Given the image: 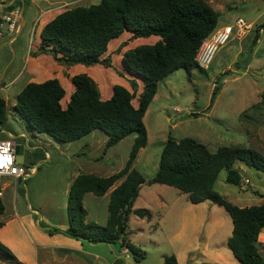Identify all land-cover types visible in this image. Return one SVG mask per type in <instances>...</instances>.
Listing matches in <instances>:
<instances>
[{
    "label": "trees",
    "instance_id": "obj_1",
    "mask_svg": "<svg viewBox=\"0 0 264 264\" xmlns=\"http://www.w3.org/2000/svg\"><path fill=\"white\" fill-rule=\"evenodd\" d=\"M7 8H12V4ZM218 17L219 14L205 0H98L95 4L68 8L43 25L37 49L30 51V55L48 54L64 65L81 63L91 66L101 63L109 66V58H102V55L107 51L109 42L125 31L130 32L132 38L159 37L153 44L136 45L122 54L124 67L142 80L136 105L132 102L137 88L135 79L130 80L131 92L116 84L110 98L103 100L96 83L84 73L72 76L74 91L65 107L61 105L65 90L56 78L29 82L18 93L12 109L27 131L48 135L59 144L74 142L94 130H102L108 135L104 146L106 150L134 135L122 169L106 177L80 173L74 178L67 197V227L60 229L41 223L46 232L63 233L92 243H116L121 240L122 247L137 255V260L144 258V251L133 245L127 234L131 214L147 220L152 217L147 208H132L142 184L147 181L148 184L175 187L187 194L190 203L209 201L223 207L232 221L226 245L239 264H264V254L257 248L258 236L264 230V202L239 207L214 190V183L223 169L226 170L227 183L241 185L240 170L235 167L237 161L264 173V156L260 152L237 145L221 146L211 152L190 137L178 141L167 137L157 170L151 178L146 180L133 167L139 150L147 144L143 117L159 81L181 68L187 74L194 68L203 69L198 66L195 55L216 27ZM262 29L264 22L256 27L252 43L256 42ZM230 74L231 71H224L217 76L209 107L214 103L223 80ZM188 115L197 117L198 113ZM6 121V103L0 97V130L15 133ZM23 137L17 136V139L22 141ZM40 150L34 148L28 155L37 157ZM23 166L26 170L31 168L29 164ZM119 180L120 183L110 192L106 224L101 226L85 221L84 195L92 193L101 196ZM18 192L23 194L20 189ZM259 196L264 197V193ZM3 211L0 197V216ZM0 259L20 264L1 241ZM163 259V264H177L174 254L164 255Z\"/></svg>",
    "mask_w": 264,
    "mask_h": 264
},
{
    "label": "rangeland",
    "instance_id": "obj_2",
    "mask_svg": "<svg viewBox=\"0 0 264 264\" xmlns=\"http://www.w3.org/2000/svg\"><path fill=\"white\" fill-rule=\"evenodd\" d=\"M11 1L1 0L7 4L4 7L0 6V8L4 11L21 10V0ZM205 1L219 14L217 25L207 39L219 32L223 26L234 24L238 17L245 20L249 29L238 33L234 28L227 42L216 51L208 67L194 68L190 74L181 68L159 81L156 93L143 117L147 131V144L139 150L133 164V167L146 180L151 178L157 170L160 152L167 137L176 141L183 137H190L206 146L211 152L216 151L221 146L252 147L264 156V102H262L264 92V29L258 32L256 42L252 43L256 27L264 22V0ZM11 4L12 8L8 9L7 6ZM77 5L89 4L86 1L70 0L61 3L55 12L60 13ZM26 11L27 7L24 16ZM20 21L21 16L19 25ZM29 29V20L25 18L19 34L13 37L17 31L11 33L4 31L0 35V73L7 65L15 67L21 63L22 56L29 44H32L31 51L34 47L37 48L38 45L33 40L34 36L31 37L32 43L29 42ZM143 38L147 37L132 38L130 32H123L114 41L109 42L110 46L108 44L107 52H110V55L104 57L102 55V58H109L110 65L96 64L109 70L110 75L119 77V80L127 85L130 92L133 90L130 80L135 79L137 88L132 100L135 105L136 98L141 91L142 80L130 73L129 75L126 71L125 78L121 69V65L123 67L124 65L120 62V57L117 54H121L120 52H125L138 44H148L139 42ZM10 39L11 42H9ZM103 67L101 74L106 71ZM224 71H231V74L223 80V85L214 103L209 107L215 80ZM92 79L96 83L100 98L103 99L102 94L106 85L98 84L94 78ZM107 86L111 87V84H107ZM191 112L198 113V116H189L188 114ZM100 132L104 131L101 130ZM40 138L43 146L40 148L39 156L28 155L32 151L28 150L23 162V164H29L31 169H34V173L30 175L28 172L22 182L16 183L15 187L23 192V194L20 193L21 196H24L26 202L35 209L34 217L36 219L49 224L50 227L61 228L67 225L68 193L66 189L68 177L66 172L77 163H79V167H83L85 173L100 176L104 174L103 176L106 177L117 172L123 168L128 158L134 135L122 139L106 150L104 149L105 145L98 144L93 147L89 141L83 145L82 151H80L78 147L80 143L77 141L67 145L68 153L77 151L76 156H80V152H83V162L66 159L61 154L63 149L49 136L40 135ZM14 141L22 142L17 138H14ZM70 155L74 157V154L71 153ZM44 156L45 160L42 159ZM235 167L240 170L241 185L227 183L225 181L226 170L223 169L219 172L214 183V190L239 207L264 202V197L259 196V194L264 193V173L249 168L239 161L235 163ZM244 179H248V181L244 182ZM116 184L117 182L114 185ZM140 192L139 203L142 205L138 207L149 209L152 217L150 220L141 218V221H138L137 216H130L127 239L144 251V258L137 260V257L135 258L137 255H133L131 251L122 247L121 240L116 243H92L61 235L81 244L72 246L79 253L72 252L77 256L81 255L88 264H163L164 255L179 251L183 240H192L193 225L191 222L185 223L184 237L178 241L172 237L174 230L178 229L180 223L179 211L191 204L187 194L170 185L148 184L147 181L142 184ZM107 203L108 197L103 198L92 193H86L83 197V206L87 211L85 221L104 226L108 215ZM198 206L200 213L207 217L208 222L210 218L219 219L220 222H223V224L215 226L209 233L207 230L204 232L201 226L198 227L195 232H197V238L199 237V245L206 241V246L212 253H219L223 256L225 263L229 262L230 257L224 251V249L229 248L226 245H221V242L226 241L231 234L232 221L230 215L223 207L209 201ZM192 210L194 209L185 211L184 214ZM262 238L261 233L258 236L257 248L261 254H264V246L262 245L264 240L259 241ZM188 257L189 263L211 264L210 262H212L208 255L202 257L198 252H193ZM233 260L237 261L236 259ZM58 261L59 257H57L55 264H61V261ZM0 264L4 263L0 261Z\"/></svg>",
    "mask_w": 264,
    "mask_h": 264
},
{
    "label": "crops",
    "instance_id": "obj_3",
    "mask_svg": "<svg viewBox=\"0 0 264 264\" xmlns=\"http://www.w3.org/2000/svg\"><path fill=\"white\" fill-rule=\"evenodd\" d=\"M13 1L14 0H12L11 2ZM69 1L70 0H28L25 4V0H21L22 2V7L20 10L22 12V17L20 21L21 27L19 28V30H17V32L13 35V37L20 33L25 18H27L30 24V29L28 31L29 42L32 43L31 37L34 36L33 40L38 45L40 41V36H39L40 30L43 27V25L59 13V12L56 13L55 11L56 8L61 3L63 2L66 3ZM81 1L84 2L86 1L89 5L98 2V0H81ZM1 3H2L1 7H4L7 4L3 2ZM26 7H27V11H26V15L24 16V11ZM1 11L2 9L0 8V13ZM11 39L9 40V42H11ZM158 39H159L158 36L152 35L147 38H143L139 40V42L153 44ZM111 41H114V39ZM31 45L32 44H29L28 49L25 51L24 55L22 56L21 59L22 62L20 64H18L15 67L7 65L3 68L2 72L0 73V97L3 98L6 103L7 119H8L7 124H9L13 129V131L15 132V133H5L4 131L0 130V136H2L0 138L12 137V140L14 141V138H17V136L24 135L22 142L19 143V144H24L23 162H24L25 154L26 152H28V150H33L34 148H41L43 146L42 145L43 143H41L40 135H45V134L29 132V131L27 133V129L23 125L21 119L12 109L16 102L18 93L27 83L43 82L47 79L56 78L65 90L64 97L61 100L62 107L66 106L67 102L69 101L70 94L74 91L72 76L76 74L84 73L90 76L91 78H94L98 84L103 83L104 85H106V88L104 89L102 94L103 100L110 98V96L112 95V91H113L112 85L119 84L128 89L127 85L119 80V77H116L113 74L110 75V71L103 66H99L96 64L91 66H86L81 63L64 65L55 61L50 55L43 53L38 54L36 56H32L30 55ZM109 46H107V51L109 49ZM36 49L37 48L34 47L33 50ZM107 51L103 54V57L110 55V52ZM120 53L121 54H117V55L120 57V62H121V57L124 51ZM102 67L106 70L104 71L103 74H101ZM121 67L123 71L122 74H124L126 78V73L129 74V71L125 69L122 65ZM107 84H111V87L110 86L108 87ZM14 125H17V127H14ZM100 131L101 130H94L88 135L77 140V142L80 143L78 146L80 148V151L83 150V145L87 144L86 143L87 141H89V143H91L93 147L98 144L102 146L105 145L107 140V135L104 132H100ZM3 133H5V136L3 135ZM50 138L57 143V141H55L52 137ZM16 143L17 142H15V144ZM70 143H65V144L57 143L58 145H60V148L63 149L61 150V154L64 155L65 158L68 160H81L83 162V152H80L81 154L80 156H76L77 151L71 152L72 154H74V157L70 155L71 153L67 152L66 147ZM42 159L45 160L46 159L45 156ZM82 162H80V164ZM79 166H80L79 163H77L74 165V167L70 168V170L66 172L68 177L67 189H66L67 193L70 189L71 183L74 180V178L80 173L83 172L85 173L83 167H79ZM27 170H28L27 174L28 172H30L29 173L30 175L34 173V169L29 168ZM247 181L248 179H244V182ZM18 182L20 183L22 182V180L11 179L7 181L4 184V186H2L3 196L1 198L4 204V211L0 216V222L2 224L0 227V241L7 248L10 249V251L15 256L16 261L20 262V264H55L57 263L55 262L57 261V257H59L58 262L61 261V264H88L87 261L84 260L81 255L80 257L79 255L77 256L72 252V251L78 252L77 249L72 247L78 244L76 240H71L69 238L62 237L61 235H66L63 233L49 234L41 227L40 225L41 223L46 226H49V224L43 223L39 219H36L34 217L36 212L35 209L31 207V205L28 202H26L24 196H21V194L18 193L17 187H15V185L19 184ZM119 183L120 180L117 181L116 185H118ZM116 185H114L111 189H109V191H107L105 194L98 197H103V198L108 197V201H109L110 192ZM140 193L141 192L139 191V195L134 201L132 207L133 209L144 208V207H138L139 205H142L139 203L141 197ZM205 203L206 201L197 204L191 203L189 206L179 211L180 223L178 224L177 227L178 229L174 230L172 237L177 241L180 238L184 237L186 222L188 223L191 222V224L193 225L192 228L193 237L191 241L183 240L180 250L174 253L177 264H183V262L187 263L189 259L188 257L189 254L193 252H198V254L202 257L208 255L210 261H212L210 262L211 264H239V261L234 257L232 251L229 249H224V251L227 253V256L230 257L229 262L225 263L222 258L223 256L219 255V253L216 254L212 253L209 250L208 246H206V241L202 242L201 245H199L198 243L199 237L197 238V232H195V230L198 227L201 226L204 232L207 230V232L209 233L211 232V230L214 229L215 226H219L220 224H223V222H220L219 219L215 220V218L213 219L210 218L209 219L210 221L208 222L207 217L204 214L200 213V208H198L199 207L198 205H202ZM191 209L194 210L188 212L187 214H184L185 211ZM130 216H136V215L131 214ZM138 221H141V218H139ZM67 224H68V219H67ZM66 227H61L60 229H65ZM261 233H262V237L264 238V231ZM261 233L259 234V236L261 235ZM263 238L259 239V241H263L264 240ZM226 242L227 239L226 241L223 240L221 242V245H226ZM262 245L264 246V242L262 243ZM233 259H236L238 262ZM0 261H2L4 264L5 263L14 264V263H7L1 259Z\"/></svg>",
    "mask_w": 264,
    "mask_h": 264
},
{
    "label": "built area",
    "instance_id": "obj_4",
    "mask_svg": "<svg viewBox=\"0 0 264 264\" xmlns=\"http://www.w3.org/2000/svg\"><path fill=\"white\" fill-rule=\"evenodd\" d=\"M2 3H0V6ZM21 11L12 9L2 10L0 13V35L5 31L11 33L19 30V20ZM5 28V29H4ZM239 33L249 29V25L241 17L235 19L234 24L226 25L219 32L213 34L200 45L195 60L198 66L206 68L211 63L216 51L227 42L233 29ZM27 175V170L23 164L16 162L15 142L12 137L0 138V197L3 196L4 184L9 180H23Z\"/></svg>",
    "mask_w": 264,
    "mask_h": 264
},
{
    "label": "water",
    "instance_id": "obj_5",
    "mask_svg": "<svg viewBox=\"0 0 264 264\" xmlns=\"http://www.w3.org/2000/svg\"><path fill=\"white\" fill-rule=\"evenodd\" d=\"M21 17H22V12H21ZM23 150H24V145L19 143L15 144L16 162L21 164H23Z\"/></svg>",
    "mask_w": 264,
    "mask_h": 264
},
{
    "label": "clouds",
    "instance_id": "obj_6",
    "mask_svg": "<svg viewBox=\"0 0 264 264\" xmlns=\"http://www.w3.org/2000/svg\"><path fill=\"white\" fill-rule=\"evenodd\" d=\"M20 28V27H19Z\"/></svg>",
    "mask_w": 264,
    "mask_h": 264
}]
</instances>
